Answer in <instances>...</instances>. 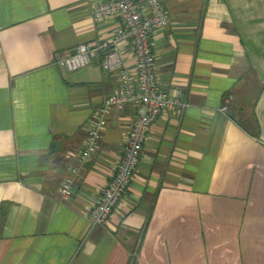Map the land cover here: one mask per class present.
Instances as JSON below:
<instances>
[{"label": "crops", "instance_id": "1", "mask_svg": "<svg viewBox=\"0 0 264 264\" xmlns=\"http://www.w3.org/2000/svg\"><path fill=\"white\" fill-rule=\"evenodd\" d=\"M104 1L0 0V264H264V0H159L154 74L183 106L149 126L121 199L90 227L136 115L107 107L80 159L119 89L100 45L121 21L91 13ZM79 44L96 57L58 66ZM115 47L135 72L130 37Z\"/></svg>", "mask_w": 264, "mask_h": 264}, {"label": "built area", "instance_id": "2", "mask_svg": "<svg viewBox=\"0 0 264 264\" xmlns=\"http://www.w3.org/2000/svg\"><path fill=\"white\" fill-rule=\"evenodd\" d=\"M138 1L106 0L95 4L91 10L95 18L115 16L121 21V25L113 29L114 40L100 45L104 51L101 65L105 70L116 72L119 89L108 95L103 100V107L97 108L91 116L80 159L84 160L94 152L107 107L122 108L133 103L136 105V115L130 125L114 174L91 210L90 227L105 223L121 199L139 161L149 126L161 111L183 106L176 97L159 87L154 74L155 57L150 36L153 31L165 28L169 20L168 13L159 0H142L144 7H140ZM124 37H130L131 40L137 63L135 72L123 67L115 47V39ZM96 52L97 47L79 44L74 53L58 59L57 65L72 71L89 64L96 57ZM227 107L225 105L221 109L226 110ZM72 172L75 174L77 170L73 169ZM72 189V181L66 179L60 187L62 199L67 200L72 194Z\"/></svg>", "mask_w": 264, "mask_h": 264}, {"label": "trees", "instance_id": "3", "mask_svg": "<svg viewBox=\"0 0 264 264\" xmlns=\"http://www.w3.org/2000/svg\"><path fill=\"white\" fill-rule=\"evenodd\" d=\"M1 213H2V208H1Z\"/></svg>", "mask_w": 264, "mask_h": 264}]
</instances>
